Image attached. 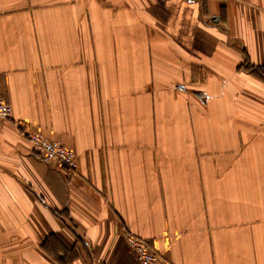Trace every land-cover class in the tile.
I'll return each mask as SVG.
<instances>
[{
    "label": "crops",
    "instance_id": "1",
    "mask_svg": "<svg viewBox=\"0 0 264 264\" xmlns=\"http://www.w3.org/2000/svg\"><path fill=\"white\" fill-rule=\"evenodd\" d=\"M0 96V264H264V0H0Z\"/></svg>",
    "mask_w": 264,
    "mask_h": 264
},
{
    "label": "built area",
    "instance_id": "2",
    "mask_svg": "<svg viewBox=\"0 0 264 264\" xmlns=\"http://www.w3.org/2000/svg\"><path fill=\"white\" fill-rule=\"evenodd\" d=\"M12 117V106L0 96V123L8 121ZM26 137L32 144L34 152L44 162L55 165L58 169H66L70 173L78 169L77 156L70 147L37 131L27 133ZM125 241L131 254L139 264H172L164 259L161 254L151 249L144 239L126 235Z\"/></svg>",
    "mask_w": 264,
    "mask_h": 264
}]
</instances>
